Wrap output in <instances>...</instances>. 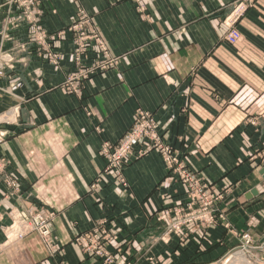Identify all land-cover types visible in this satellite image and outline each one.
Here are the masks:
<instances>
[{
	"label": "crops",
	"instance_id": "1",
	"mask_svg": "<svg viewBox=\"0 0 264 264\" xmlns=\"http://www.w3.org/2000/svg\"><path fill=\"white\" fill-rule=\"evenodd\" d=\"M41 1L48 33L82 9L121 59L80 96L60 88L72 70L70 40L57 51L58 67L36 52L16 54L13 69L0 67V89H7L0 115L16 112L0 125V155L18 188L13 194L0 179V264H108L75 244L98 226L117 237L108 246L111 264L215 263L246 231L264 245V0ZM241 3L246 10L234 25L241 39L231 45L227 18ZM12 37L25 41L27 31ZM138 109L154 114L200 185L221 196L217 213L230 230L218 222L207 236L194 225L185 240L166 234L173 219L158 215L191 199L157 152L126 165V186L91 188L107 164L103 144L121 140ZM32 207L55 214L52 252L37 233L6 237L12 215Z\"/></svg>",
	"mask_w": 264,
	"mask_h": 264
},
{
	"label": "built area",
	"instance_id": "2",
	"mask_svg": "<svg viewBox=\"0 0 264 264\" xmlns=\"http://www.w3.org/2000/svg\"><path fill=\"white\" fill-rule=\"evenodd\" d=\"M139 4L140 0H131ZM142 6L138 7L139 12H144ZM246 10V5L239 4L231 14L227 21L231 28L225 37V40L231 44L236 45L241 39L239 31L234 27L235 23L243 15ZM79 15V12H78ZM87 21V20H86ZM34 23L37 21L34 20ZM82 21L77 19V22L70 28L73 30H81L83 27ZM87 23L90 25V19ZM80 47L72 53L75 61V66L78 67L79 73L74 74L64 83L72 94L80 96L82 89V82L97 75L107 72L114 68L119 61V58L105 52H99L95 49L91 52L90 44L87 38L83 37L80 32ZM96 51V52H95ZM94 53V57L93 54ZM97 54V56H96ZM102 57H101V55ZM56 58L60 56L59 53L54 52ZM151 152H157L161 155L167 169L173 173L174 180L183 188L187 189L191 202L204 210L211 207L213 201H218L221 196H215L208 193L207 184L200 185V180L197 178L192 168L186 164L181 158L180 152L173 147L165 136L160 132V122L155 118L151 112L138 109L135 112L134 120L131 128L126 132L121 140L115 144L104 143L100 154L107 162L104 171L98 176L94 184L91 186L93 190L98 188L99 183L103 181L108 183L106 176H110L113 182H117L122 186H126V179L124 177V170L126 165L133 159L137 160ZM6 168V165L0 163V174ZM1 181L11 189L12 193L18 192L16 179L12 176L1 177ZM206 202H208L206 204ZM201 210V209H198ZM170 210L163 212L162 219L169 220ZM55 214L51 211H40L36 207H32L26 212L18 211L12 215V223L7 229V239L9 241H17L25 238L29 234L37 233L43 244L52 252L55 250L54 238L50 229V223L54 220ZM202 217V216H200ZM199 217V218H200ZM177 229L181 223H177ZM172 224L168 231L172 229ZM117 239V238H116ZM111 235L103 226H98L90 235H80L76 237L75 244L81 247L86 253L92 254L97 258L105 259L106 263H113L114 256L109 252ZM251 242L250 236L246 237V243Z\"/></svg>",
	"mask_w": 264,
	"mask_h": 264
},
{
	"label": "rangeland",
	"instance_id": "3",
	"mask_svg": "<svg viewBox=\"0 0 264 264\" xmlns=\"http://www.w3.org/2000/svg\"><path fill=\"white\" fill-rule=\"evenodd\" d=\"M143 10L145 12V9ZM44 12L45 11L42 8L41 0H0V67H2V70H5V68L13 69L14 65L20 62V59H18L16 54L18 53L31 54V52H36L37 57H40L44 62H47L49 65H52L54 68L58 67L60 66L62 55L56 58L53 55L54 52H57L59 49H61L63 43H65L67 40H70L71 57H72V53L77 50L78 44L80 47V41H79L81 37L80 32H82L84 38L88 39L90 48H92L91 52H93V50L95 49L99 50V52H105L106 50L109 54H112L113 56L119 58L118 64L114 68L108 70L105 73L97 74V75L100 76L104 75L109 71L115 69L119 65L121 59L120 56L114 55L110 51L105 41L101 37L100 33L96 29L92 17L84 10L82 9L77 10L76 16L72 18V23L68 25L66 28L57 31L56 33H48L44 28L43 26ZM78 18L79 21H82L81 23H83L82 29L81 30L70 29L77 22ZM88 18L90 19V25L87 23ZM34 20H36L37 22L34 23L33 22ZM22 28H25L27 31L26 40L22 41V40L14 39L12 37V31ZM9 45H11V47H9ZM92 55L94 57V53ZM71 66H72V70L66 76L65 81L60 87L66 90L67 93L70 95H72V93L66 86H64V83L67 81L69 77L73 75V73L74 74L79 73L78 67L75 66V61L73 57L71 60ZM93 77L83 81L82 88L83 85ZM0 90L2 92H7V89L6 90L0 89ZM73 95H77V94H73ZM13 108L14 106L11 108V110ZM5 113L7 112H3L0 115V125H7V123H10L14 120V117L12 120L6 118L7 114ZM3 134L4 133L0 132V139L3 138L4 136ZM0 163L6 165V168L1 172L0 176L1 177L12 176L13 173H10L8 171V165H9L8 160L1 155H0ZM106 177L109 182H113L114 179H112L110 176H106ZM103 183L106 184L104 181ZM207 203L208 202H206V204ZM216 203H217L216 201H213L211 207L204 210L202 207L199 208L197 204L193 205L192 202L190 201L187 207L178 208L174 210L169 217V219H173V223H172L173 227L170 231H168L167 235L176 236L180 240H185L187 238V234L184 233L185 228L187 226L189 227L194 225L197 228H199V230H201L205 236H207L210 229L213 228L218 222H220L225 229L230 230L232 228V225L227 222L225 216H223V213H219V214L217 213ZM162 215L163 213L161 212L158 215V220L162 222L167 221L162 219ZM177 223H181L178 229L176 225ZM247 236H250L251 238V242L249 244L246 243ZM116 238L117 237H115L114 235H111L110 244H112L116 240ZM239 238H240L239 245H237L235 248L231 249L230 251L226 252L223 255V257L220 258L217 262L209 263V264H223L224 261L227 260L230 256H233L234 254L243 250H246L249 253V256L246 260L247 264H264V245L262 246L254 245L252 237L248 231L243 232L239 236ZM198 251H200V249ZM236 259H240V257L233 256V258L230 259L227 264H245L243 262H238ZM156 261L157 262H154V264H159V261L158 260ZM178 264H199V263H196L194 260H190L189 258H187L185 260H182Z\"/></svg>",
	"mask_w": 264,
	"mask_h": 264
},
{
	"label": "bare ground",
	"instance_id": "4",
	"mask_svg": "<svg viewBox=\"0 0 264 264\" xmlns=\"http://www.w3.org/2000/svg\"><path fill=\"white\" fill-rule=\"evenodd\" d=\"M14 111L13 112H11V113H9V114H7L6 115V118H9V120H12L13 119V117H14ZM8 120V119H7ZM5 121V120H4ZM185 236V235H184ZM162 238V237H161ZM233 256H237V257H240V259H236L238 262H243V263H245V264H247V258H248V256H249V253H248V251H246V250H243V251H240V252H238V253H236V254H234ZM233 256H230L227 260H225L224 261V263L223 264H227L228 263V261L230 260V259H232L233 258Z\"/></svg>",
	"mask_w": 264,
	"mask_h": 264
},
{
	"label": "water",
	"instance_id": "5",
	"mask_svg": "<svg viewBox=\"0 0 264 264\" xmlns=\"http://www.w3.org/2000/svg\"><path fill=\"white\" fill-rule=\"evenodd\" d=\"M260 174L264 176V168H263V170L261 171ZM256 193H257L256 191H253V192H252V195H256Z\"/></svg>",
	"mask_w": 264,
	"mask_h": 264
}]
</instances>
